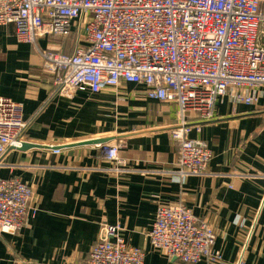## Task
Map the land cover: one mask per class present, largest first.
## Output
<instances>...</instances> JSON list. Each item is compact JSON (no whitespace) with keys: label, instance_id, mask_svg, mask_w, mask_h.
<instances>
[{"label":"crops","instance_id":"obj_1","mask_svg":"<svg viewBox=\"0 0 264 264\" xmlns=\"http://www.w3.org/2000/svg\"><path fill=\"white\" fill-rule=\"evenodd\" d=\"M69 41L40 38L42 49L72 52ZM257 105L220 99L212 122L193 129L213 151L210 173L178 171L172 140L178 106L148 97L144 85L122 83L99 93L61 96L43 69L37 48L0 27V95L21 102L30 120L29 148L2 156L0 177L34 190L35 216L16 234L0 235V264H85L101 224H121L145 264H189L153 249L149 232L160 204L183 203L217 233L223 261L264 264V88ZM109 140L81 144L86 140ZM120 143L131 169L110 171L99 144Z\"/></svg>","mask_w":264,"mask_h":264},{"label":"built area","instance_id":"obj_2","mask_svg":"<svg viewBox=\"0 0 264 264\" xmlns=\"http://www.w3.org/2000/svg\"><path fill=\"white\" fill-rule=\"evenodd\" d=\"M5 25L37 48L61 96L133 83L152 99L176 104L171 137L183 181L210 173L212 149L190 134L214 120L217 102L257 105L262 97L264 0H0ZM45 37L69 41L72 52L38 47ZM30 122L21 102L0 95V167L8 150L25 144ZM99 145L110 171L131 170L120 143ZM34 193L18 178L0 177V235L16 234L36 215ZM123 230L102 223L85 264H145L146 251L129 245ZM149 239L171 259L223 261L214 227L183 203L158 206Z\"/></svg>","mask_w":264,"mask_h":264},{"label":"water","instance_id":"obj_3","mask_svg":"<svg viewBox=\"0 0 264 264\" xmlns=\"http://www.w3.org/2000/svg\"><path fill=\"white\" fill-rule=\"evenodd\" d=\"M105 141H109V140H100V139H97V140H86V141L81 142V144H94V143H100V142H105ZM29 147H30L29 144H24L22 146V148H29Z\"/></svg>","mask_w":264,"mask_h":264}]
</instances>
